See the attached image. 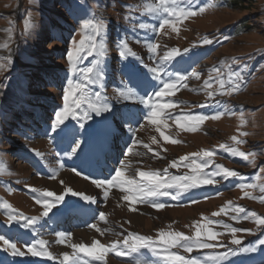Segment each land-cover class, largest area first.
I'll use <instances>...</instances> for the list:
<instances>
[{"label":"rangeland","instance_id":"obj_1","mask_svg":"<svg viewBox=\"0 0 264 264\" xmlns=\"http://www.w3.org/2000/svg\"><path fill=\"white\" fill-rule=\"evenodd\" d=\"M156 3L158 0H0V64L5 66L0 71V200L8 201L25 215L37 216L42 208L35 203L27 186L60 192L63 186L59 181L63 180L74 190L97 197L98 203L94 205L81 202L84 209L92 208L97 214L100 211L107 214V222L98 221L92 212L84 210L66 212L63 218L61 217L62 221L57 218L48 220L47 223L41 221L37 225L39 235L36 239L46 240L48 251L60 259L64 251L71 252L72 249L67 243L57 242L56 233L59 231L70 232L71 243L90 244L93 239H100L102 243L110 244L118 239L122 240L127 232L154 238L159 230L179 231L192 235L195 232L194 222L207 224V219L202 220L203 216L222 222L221 225L214 224L210 227L223 233L220 239L227 242L230 239V232L222 227V224L254 231L257 227L249 220L233 221L230 215L212 216L213 212L219 211L228 201L264 216V204L258 199L242 198V190L233 187L238 182L248 181L257 187L244 191L255 197L264 196V193L259 191V186L264 185V171H260L264 169V0H195L196 7L206 6L203 14L179 23L178 34L166 26L163 31L154 35L152 26L158 24L157 16L149 13L147 8ZM126 5L132 6L131 9L125 7ZM180 6L187 5L181 3ZM130 15L135 18V23L127 19ZM86 16L103 18L107 24V34L104 37L107 55L103 92L115 107L140 106L138 103L130 104L116 99V89L120 87L121 80H126L122 69L127 65L138 67L136 60L131 56L121 62L117 48L118 37L126 35L128 47L149 65L152 64L149 60V51L144 43L133 39L134 35L141 39L147 36L157 45L158 55L172 47L183 50L204 36L213 39V44L193 48L179 64L171 65L172 69H195L202 73L200 80H189L188 87L176 93L174 99L184 102L175 110L176 114L181 110L213 114L216 108L196 107L198 104H204L208 98L203 91L196 92L192 89L202 88L203 80L208 75L207 70L213 66L220 67L221 71L227 74L228 62L233 57L239 59L238 64L231 65L233 69L247 65V71L244 73L245 83L241 85V91L231 96L217 97L226 101L224 109L230 110L232 114H226L219 120L209 119L195 132L184 131L177 127L175 119H169L168 127L161 126V129L165 134L180 141L176 144L164 142L156 131V126L145 123V127L136 133L137 139L142 143L133 146L134 151L144 155H130L127 169V173L136 179H140L136 176L137 169L163 171L167 167L171 175L191 174V169L187 167L170 168V161L201 150H215L214 163L209 170L214 169L216 164L223 165L241 173L240 180L221 181L217 187H201L183 194L176 201L162 197L160 201L165 203L166 207L159 210L150 204L137 203L135 205L137 211H130L128 202L121 199L123 194L117 189H112L107 201H103L100 189H97L90 180L76 176L70 169L78 166L83 167L85 172H91L93 176H107L116 162L119 149L123 147L119 121L113 122V127L117 131L116 135L111 137V147L106 153L93 152L92 157L81 160H64V157H60L64 160L65 167L59 168L57 149L50 144L44 133L53 110L62 104L61 89L68 69L67 61L63 57L70 47L69 37L76 31V40L81 39L79 21ZM25 19H30L33 25L27 32L24 30ZM139 23H145L147 27L141 30ZM112 28L113 31L108 32ZM115 28H118V31L114 30ZM133 28L136 29L135 33L130 31ZM9 56L14 60L10 68ZM221 61L225 63L222 64ZM216 87L213 84V88ZM241 115L244 119L243 124L240 120ZM85 127L87 129V125ZM238 129L247 132L248 135L239 137ZM103 131V125H97V132L102 135ZM233 135H237L245 143L235 144L231 140ZM153 136L157 138L158 143L152 142ZM222 143L239 151L255 153L254 157H249V160L254 159V165L220 149L219 145ZM145 144L148 148L144 147ZM149 148L154 149V152L149 151ZM30 149L41 152L43 159L34 158ZM57 170L56 179H50V174ZM38 172L42 175H37ZM9 188L12 189L11 192ZM68 199L76 201L78 198ZM194 200L197 202L193 203ZM6 218L4 211L0 209V221ZM91 223H97L102 229L111 228L112 231L101 235L87 226ZM0 233L13 237L16 235L15 231L8 232L5 228H0ZM115 233L122 235L117 236ZM237 235L243 237L245 244H249L260 234ZM174 251L189 255L182 249ZM211 251L194 250L191 255L197 256L201 252L207 254ZM141 252L147 260L156 259L147 249H142ZM133 256L138 257L139 254ZM88 259L84 257L81 264H85ZM234 259L238 264H264V253L246 254ZM44 262L59 264V259L53 261L30 255L12 257L0 251V263L3 264ZM106 264H134V261L130 257H117L114 253H109Z\"/></svg>","mask_w":264,"mask_h":264},{"label":"snow or ice","instance_id":"obj_2","mask_svg":"<svg viewBox=\"0 0 264 264\" xmlns=\"http://www.w3.org/2000/svg\"><path fill=\"white\" fill-rule=\"evenodd\" d=\"M181 3L187 5L181 7ZM80 7V5H77ZM125 7L131 9L132 6ZM149 13L157 16L158 24L152 26L154 35L163 31L165 27H170L173 32L179 33L177 25L184 20L203 14L206 6L196 7L195 0H158V3L150 5L147 8ZM166 14V15H165ZM30 17V13L28 14ZM135 23V18L131 15L127 17ZM81 39L76 40V31L69 37L70 47L64 53V59L68 64L67 75L62 86V104L57 106L50 117V122L45 129V136L50 144L56 149V157L59 168H64V160L86 158L89 153H106L110 147L111 137L116 135V129L113 127L114 121L120 124V139L123 147L119 149V155L109 174L104 177L93 176L91 172H85L83 167L73 166L72 171L76 176H82L102 192L101 199L107 201L112 189L119 190L123 195L121 199L128 202L130 211H137L135 205L150 204L153 208L159 210L166 207V204L160 201L162 197H169L176 201L192 190L212 186L217 187L221 181L240 180L242 174L236 170L228 169L223 165L216 164L214 169L210 166L214 163L213 157L215 150H201L185 156L178 160H172L169 167L178 169L187 167L191 169V174L171 175L166 167L163 171H142L137 169L136 179L133 175L127 173L129 168V156H142L144 153L134 151L135 145L142 141L137 139L136 133L139 129L145 127V123L155 125L156 131L160 137L167 143H180L171 135L165 134L161 129L168 127L167 121L175 119L177 127L188 132L199 130L200 125L205 121L219 120L226 114H232L230 110L224 109L226 101L217 99L218 96H231L241 91V85L245 83L244 73L247 71V65H240L238 69H233L231 65L239 63V59L233 57L228 62L227 74L221 71L220 67L213 66L209 68L207 78L203 80V86L193 91H203L208 98L204 104H198L196 107H212L217 110L211 114H201L193 112H181L176 114L175 110L184 102L174 99L176 93L188 87V81L191 79L200 80L202 73L195 69L175 68L173 63L179 64L193 48L203 45L213 44V39L208 36L200 38L198 42H193L190 47L183 50L172 47L161 54H157V45L151 42L147 36L143 39L133 36L137 42H142L149 51V65L140 58L126 43V35L118 37L117 48L119 56L123 63L129 56L136 60L138 67L127 65L122 69V74L126 80H121L120 87L116 89V99L118 101L130 102V104H139V107H115L111 100L104 94V81L106 79L105 58L107 49L105 47L104 37L107 34V24L103 18L82 17L79 21ZM24 30L29 31L33 25L30 19H25ZM147 27L145 23H139V29L144 30ZM135 33L136 29H130ZM91 58V59H89ZM14 63L11 56L8 57V67ZM221 63H225L221 61ZM0 64V71L4 69ZM213 84L217 87L213 88ZM224 109V110H221ZM96 118H99L97 120ZM183 120V123H181ZM241 123H244L243 116H240ZM87 125V129L86 126ZM97 125H103V134L97 132ZM88 129L93 130L91 134H86ZM126 130V131H125ZM239 137L247 136V132L237 130ZM27 138V137H26ZM231 140L239 145L245 143L244 140L233 135ZM153 143H158L155 136L152 137ZM148 148V145H144ZM220 149L228 152L233 157H240L246 162L253 164L254 159L249 160L253 152L239 151L235 147L225 144L219 145ZM149 151L154 149L149 148ZM34 158L43 159V154L36 150H29ZM158 155V153H156ZM60 157H64L61 160ZM264 171V169H260ZM57 172L50 174V179H56ZM37 175H42L37 173ZM63 186L62 191L56 192L48 189H37L27 186L33 200L40 205L42 211L37 216H28L18 211L8 201L0 200V209L6 215V220L0 221V228H5L8 232L15 231L16 235L7 236L0 233V251L10 254L12 257H43L48 260H58L59 264H81L84 257L89 258L85 264H106V257L109 253H114L117 257H130L134 264H238L234 259L246 254L264 253V216H260L254 211H249L245 207L234 205L228 201L219 211L213 212L212 216L221 214L230 215L233 221L249 220L256 224L255 231L252 229L239 228L230 224H222V227L230 232V239L227 242L220 239L223 233L214 230L210 225H221V221L211 220L202 216V220L207 219V224L202 225L194 222L195 232L192 235H186L179 231L159 230L157 236H145L135 232H127L122 240H116L110 244L102 243L100 239H93L90 244L71 243V233L59 231L56 233L57 242L67 243L72 249L71 252L64 251L62 259L53 255L46 245L48 242L44 239H36L39 235L37 225L43 221L47 223L53 218L59 219L64 213L73 210H84L92 212L98 221L107 222V214L103 211L96 213L95 209H84L83 203L89 205L98 203L96 196L86 195L74 190L68 186L65 181L60 180ZM243 192V197L258 199L264 204V196L255 197L248 191L249 188H256L257 185L244 181L233 185ZM11 192L12 189L9 188ZM259 191L264 193V185L259 186ZM220 193H217L219 195ZM68 197L78 198L76 201ZM208 197H205L207 199ZM197 201H193L195 203ZM95 229L101 235L105 232H111V228L102 229L97 223L87 225ZM238 233H248L249 235H260L249 244H245L243 237ZM120 236L122 233H115ZM31 237V239H25ZM18 243L20 246L18 247ZM142 249L151 252L155 260H147ZM182 249L183 255L179 251ZM212 250L205 254L192 256L194 250ZM139 254V256H133Z\"/></svg>","mask_w":264,"mask_h":264},{"label":"bare ground","instance_id":"obj_3","mask_svg":"<svg viewBox=\"0 0 264 264\" xmlns=\"http://www.w3.org/2000/svg\"><path fill=\"white\" fill-rule=\"evenodd\" d=\"M92 156H93V153H89V155L87 157H92ZM61 217L63 218V216H61ZM61 217H60V220H61ZM44 264H47V263H44Z\"/></svg>","mask_w":264,"mask_h":264}]
</instances>
